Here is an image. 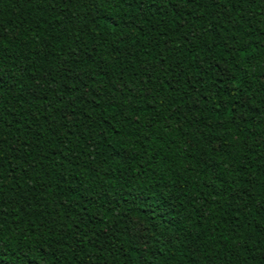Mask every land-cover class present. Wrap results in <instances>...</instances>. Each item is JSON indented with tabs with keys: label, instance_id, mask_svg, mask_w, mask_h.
<instances>
[{
	"label": "trees",
	"instance_id": "obj_1",
	"mask_svg": "<svg viewBox=\"0 0 264 264\" xmlns=\"http://www.w3.org/2000/svg\"><path fill=\"white\" fill-rule=\"evenodd\" d=\"M0 264H264V0H0Z\"/></svg>",
	"mask_w": 264,
	"mask_h": 264
}]
</instances>
